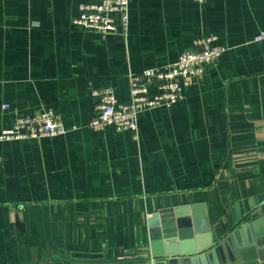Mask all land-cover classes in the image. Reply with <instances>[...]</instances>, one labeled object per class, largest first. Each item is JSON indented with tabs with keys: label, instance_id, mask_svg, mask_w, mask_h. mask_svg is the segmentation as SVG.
I'll return each mask as SVG.
<instances>
[{
	"label": "crops",
	"instance_id": "1",
	"mask_svg": "<svg viewBox=\"0 0 264 264\" xmlns=\"http://www.w3.org/2000/svg\"><path fill=\"white\" fill-rule=\"evenodd\" d=\"M90 1L0 0V131L48 109L66 127L0 142V264H116L148 247L157 212L196 242L197 221L216 236L264 207V0H130L127 31L106 35L74 23ZM208 34L228 49L181 99L136 132L89 127L95 90L127 102L130 73ZM251 233L264 252V217Z\"/></svg>",
	"mask_w": 264,
	"mask_h": 264
},
{
	"label": "built area",
	"instance_id": "2",
	"mask_svg": "<svg viewBox=\"0 0 264 264\" xmlns=\"http://www.w3.org/2000/svg\"><path fill=\"white\" fill-rule=\"evenodd\" d=\"M129 3L130 0H92L81 3L80 14L74 19V23L106 35L118 30L119 19L126 32ZM255 39L264 41V31L258 33ZM197 43L199 48L182 52L169 65L130 73V100L127 102L120 101L111 87L95 90L94 93L100 100L89 127L103 129L113 126L119 131L136 132L141 111L162 105L170 106L181 99L184 88L204 73L207 64L215 61L228 49L215 34L202 36ZM5 106L8 107L7 104ZM65 132L62 116L48 109L35 115H18L9 127L0 131V142L12 139L31 140Z\"/></svg>",
	"mask_w": 264,
	"mask_h": 264
},
{
	"label": "water",
	"instance_id": "3",
	"mask_svg": "<svg viewBox=\"0 0 264 264\" xmlns=\"http://www.w3.org/2000/svg\"><path fill=\"white\" fill-rule=\"evenodd\" d=\"M160 214L161 212L155 213L149 220L151 229L148 247L140 253L133 252L129 256L116 259V264H261V259H264V252L255 254L256 246L252 239H247L256 222L262 223L263 205H257L233 226L228 229L224 227L225 232L216 236L209 233L211 228L207 224L202 225L197 221L196 231L200 234L196 242L186 239L190 232L180 231L178 234L176 228L169 231L163 229ZM17 223L24 225L20 219Z\"/></svg>",
	"mask_w": 264,
	"mask_h": 264
}]
</instances>
